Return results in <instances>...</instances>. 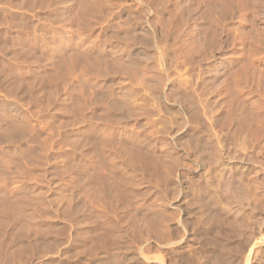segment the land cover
Wrapping results in <instances>:
<instances>
[{
    "label": "rangeland",
    "instance_id": "rangeland-1",
    "mask_svg": "<svg viewBox=\"0 0 264 264\" xmlns=\"http://www.w3.org/2000/svg\"><path fill=\"white\" fill-rule=\"evenodd\" d=\"M0 264H264V0H0Z\"/></svg>",
    "mask_w": 264,
    "mask_h": 264
},
{
    "label": "bare ground",
    "instance_id": "bare-ground-1",
    "mask_svg": "<svg viewBox=\"0 0 264 264\" xmlns=\"http://www.w3.org/2000/svg\"><path fill=\"white\" fill-rule=\"evenodd\" d=\"M49 1V0H48ZM52 1V0H51ZM58 1V0H57ZM213 52V51H212ZM212 55V54H211ZM205 58V57H204ZM209 60V59H208ZM201 93V92H200ZM163 100H164V98H163ZM152 101V100H151ZM204 106V105H203ZM206 106V105H205ZM204 109H205V107H204ZM207 116V115H206ZM260 120V119H259ZM241 129V128H240ZM246 129H248V128H246ZM17 130V129H16ZM11 131V130H10ZM239 131V130H238ZM3 132H5V131H3ZM12 133V132H11ZM23 134V133H22ZM110 134V133H109ZM4 137H6V136H4ZM106 137V136H105ZM235 137V136H234ZM93 138V137H92ZM219 138V137H218ZM106 140V139H105ZM113 140V139H112ZM202 142V141H201ZM127 143V142H126ZM96 145V144H95ZM108 146V145H107ZM118 146H119V144H118ZM93 147V146H92ZM121 147V146H120ZM128 148V147H127ZM125 149V148H124ZM123 150V149H122ZM136 150V149H135ZM94 154V153H93ZM131 154V153H130ZM143 154V153H142ZM99 156V155H98ZM130 156V155H129ZM140 156V155H139ZM148 156V155H147ZM133 157V156H132ZM146 157V156H145ZM134 159V158H133ZM136 159V158H135ZM145 164V163H144ZM149 167V166H148ZM105 172V171H104ZM98 173V172H97ZM221 173V172H220ZM208 177V176H207ZM240 180V179H239ZM241 181V180H240ZM103 188V187H102ZM217 200V199H216ZM259 229V228H258ZM250 250V249H249Z\"/></svg>",
    "mask_w": 264,
    "mask_h": 264
}]
</instances>
